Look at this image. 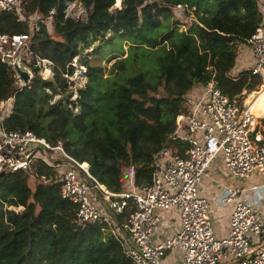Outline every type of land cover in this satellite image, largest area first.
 Listing matches in <instances>:
<instances>
[{"label":"trees","instance_id":"obj_1","mask_svg":"<svg viewBox=\"0 0 264 264\" xmlns=\"http://www.w3.org/2000/svg\"><path fill=\"white\" fill-rule=\"evenodd\" d=\"M70 1L31 0L27 15L40 24L39 31L33 27L32 51L53 62L59 72L78 58L90 77L101 74L103 68L82 57L84 50L99 43L94 56L106 51L126 56L117 58L112 79L118 90L116 109L123 138L103 141L91 133L86 150L67 147L113 192L124 190V173L131 167L138 187L151 184L152 163L160 149L173 148L185 156L188 144L174 141L173 135L177 117L187 113L186 97L194 87L214 80L231 99L260 87L259 78L249 70H236L239 44L263 22L254 0H122V10L115 13L110 10L116 0H84L86 22L65 18ZM177 5L193 8L197 23L174 20L172 8ZM49 20L54 23L55 35L47 26ZM182 27L186 30L181 31ZM0 31L25 34L31 30L29 22L18 23L15 15L6 13L0 17ZM108 34L113 36L108 38ZM103 44L106 47L101 48ZM42 86L34 80L20 91L12 67L0 60V104L15 98L12 116L6 122L9 131L30 130L49 137L45 127L22 111L23 105L35 102ZM48 86L57 90L55 85ZM67 123L62 122V130ZM49 138L54 144L66 140L62 133ZM38 174L34 188L20 172L0 175V264H133L126 257L128 233L124 229L135 210L133 205L125 213L113 215L112 228L118 229L117 233L109 226L84 224L77 219L76 208L62 199L61 184L56 182L59 174L45 164H40ZM41 176L53 182L45 183ZM9 207L25 210L16 215Z\"/></svg>","mask_w":264,"mask_h":264},{"label":"built area","instance_id":"obj_2","mask_svg":"<svg viewBox=\"0 0 264 264\" xmlns=\"http://www.w3.org/2000/svg\"><path fill=\"white\" fill-rule=\"evenodd\" d=\"M254 1L263 22L245 43L239 44V52L247 48L250 55L239 53L237 65L248 63L244 60L239 64L240 58L249 59L250 64L244 70H249L264 85V0ZM30 3L31 0H0V17L6 13L15 15L18 23L29 22L31 30L25 34L0 31V60L10 66L9 62L20 57L32 69L33 81L41 82L46 96H50L55 91L48 85L57 86L59 77L69 78L70 70L77 64L73 62L59 72L53 62L33 53V26L39 28L27 15ZM113 8L110 11L115 13L117 10ZM193 11L188 5L175 7L181 17ZM64 14L69 20H88L84 0L68 2ZM79 70L80 76L87 72L83 66ZM13 71L23 91L30 84L26 85ZM248 92L231 99L214 80L194 87L186 97L187 113L177 117L173 135L174 141L188 144L185 156L173 148L160 149L152 163L151 184L138 187L135 168L131 167L120 193L100 184L90 174V168L70 154L66 140L54 144L49 137H40L30 130L9 131L6 122L15 107L12 97L0 104V175L20 172L28 180L37 179L40 164H45L59 174L56 182L61 184V197L76 208L79 222L109 226L114 233L118 229L112 228L113 215L123 214L133 205L135 210L124 226L128 233L125 253L133 264H164L168 253L175 250L182 252V264H264V185L240 188L230 181L222 184L214 200L202 189L209 169L219 157L230 174L229 180L252 182L257 177L264 180V113L256 114L254 103L243 99ZM80 170L94 185L89 184ZM41 179L53 182L45 176ZM214 204L230 209L229 230L224 236H219L213 223ZM8 210L21 215L25 208ZM172 212L179 217L180 231L157 241L163 214Z\"/></svg>","mask_w":264,"mask_h":264},{"label":"rangeland","instance_id":"obj_3","mask_svg":"<svg viewBox=\"0 0 264 264\" xmlns=\"http://www.w3.org/2000/svg\"><path fill=\"white\" fill-rule=\"evenodd\" d=\"M116 2L113 9L115 11H120L123 6L117 7ZM172 12L174 14V20L180 19L181 21H183V23H187L190 19H193L192 21H194L195 19L196 21L194 11L190 13L188 17L186 16L185 18L181 17L182 15H179L175 12V7L172 8ZM36 25L40 30L39 22H36ZM53 25V21L49 20L47 26L49 27V30L52 33L51 35H55ZM33 27L36 28V26ZM185 30V27L181 28V31ZM111 36L113 35L108 34V38H111ZM117 45L118 44L114 42L113 46L115 48L118 47ZM121 45L125 49V51H127V43L123 42ZM96 47H99V43H96L89 50H84L82 53V57H88L91 61V64L94 66H101L103 68V72L101 74H98L94 77H90L88 76V69L86 68V74L84 76H80L79 68L82 65L80 61L76 58L73 62H76L77 67L70 70L71 75L69 76V78L58 79L56 84L57 90L54 92V95L46 97V91L41 90V93L38 94L39 96L37 97L35 102L30 105L22 106V111L25 113L27 118L34 120L35 123H38L42 127L46 128L45 133L47 136L55 137L56 135H58V133H62L63 136H65L66 143H68L70 148L78 150L80 152L87 149L88 142L92 137L91 133L94 134V138L101 139L103 141H106L110 138H123V136L119 132V124L116 109L118 101V90L113 85L112 79L115 75L114 69L117 58H125L126 56H122V54H120V51H118L117 53H111L109 51H106L101 55L94 56L96 53L94 52V49ZM100 47H106V44H103ZM239 53L241 54V56L250 55L247 48L243 49L242 52H239L238 50V56ZM240 59L241 61L238 62L239 64H241V62H243L244 60H248V63L246 61L242 66L237 68V71H243L250 64V60L246 57H244V59ZM58 88L61 90H58ZM257 94L258 93H247L244 95L243 99H246L248 103H251L256 98ZM14 104L15 103H13V106ZM259 112L260 113H257L258 115H262L264 113V105L262 106V109ZM64 120H67L68 123L65 129L62 130V122ZM82 125L85 126V129L81 128ZM219 168H222V175L220 178H224V175H230L227 169L223 166L221 157H219L209 169L208 175H210L214 169ZM77 171L79 172L78 169ZM128 171H130V168L125 170V181L126 172ZM228 178H230V176L225 177V179ZM218 180L219 181H216L217 186L219 185L221 179ZM231 182H233V184L240 188L249 187L250 185H264V180L258 177L253 179L252 182H250V180L244 182L238 179L235 181L231 180ZM37 184V180H29V185L32 188H34ZM91 194L94 193L91 192Z\"/></svg>","mask_w":264,"mask_h":264},{"label":"crops","instance_id":"obj_4","mask_svg":"<svg viewBox=\"0 0 264 264\" xmlns=\"http://www.w3.org/2000/svg\"><path fill=\"white\" fill-rule=\"evenodd\" d=\"M238 66H236L237 70ZM239 71V70H238ZM241 71V70H240ZM258 90V89H257ZM253 92V91H252ZM255 93V92H253ZM255 96V94H254ZM264 96V94H263ZM262 96V97H263ZM257 97V100L262 98ZM256 104H254V112H256ZM222 173V168L214 169L210 175L205 179V182L203 184V192L205 195H207L211 200H214L216 196L221 191L222 184H225L227 182H230L231 180L225 179V177H228L227 175H224V178H220ZM223 177V176H222ZM218 179H221L219 182V185H216V181H219ZM210 187V188H209ZM213 223L216 228V231L218 232L219 236H224L227 234L229 230V220H230V209L225 208L222 209L215 204L213 205ZM228 209V210H227ZM227 210V211H225ZM163 223L162 228L160 230V233L158 234L156 240L159 241L161 239H166L168 237H171L175 235L177 232L181 229V224L179 221V217L176 213H164L163 214ZM183 262V254L180 250H175L173 252H169L167 258L164 261V264H182Z\"/></svg>","mask_w":264,"mask_h":264},{"label":"water","instance_id":"obj_5","mask_svg":"<svg viewBox=\"0 0 264 264\" xmlns=\"http://www.w3.org/2000/svg\"><path fill=\"white\" fill-rule=\"evenodd\" d=\"M194 23H197L196 21H193ZM9 65L16 70V72L19 74V76L23 79L24 83L26 85H29L32 83L34 78V73L30 67H28L21 59L20 57L15 62H9ZM4 175V174H2Z\"/></svg>","mask_w":264,"mask_h":264},{"label":"bare ground","instance_id":"obj_6","mask_svg":"<svg viewBox=\"0 0 264 264\" xmlns=\"http://www.w3.org/2000/svg\"><path fill=\"white\" fill-rule=\"evenodd\" d=\"M116 3H117V5H116L117 7H121L122 6V0H117ZM253 92L258 93L257 96H256V98L253 100V103L256 104L255 105L256 106V112L257 113H260L259 111H261L262 106L264 105V97L262 99H259V100H257V97L258 96L259 97H262L263 96V94H264V85L261 83L259 89L258 90H255ZM253 92H250V93H253ZM85 165L86 164L83 165L85 168H88L89 167V166L86 167Z\"/></svg>","mask_w":264,"mask_h":264}]
</instances>
